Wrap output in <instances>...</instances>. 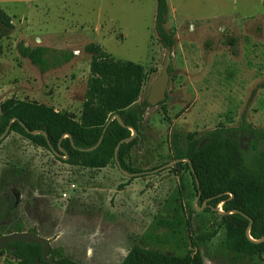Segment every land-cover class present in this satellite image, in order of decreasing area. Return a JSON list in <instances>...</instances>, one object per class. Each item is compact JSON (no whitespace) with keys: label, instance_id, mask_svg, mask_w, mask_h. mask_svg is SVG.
Here are the masks:
<instances>
[{"label":"rangeland","instance_id":"1","mask_svg":"<svg viewBox=\"0 0 264 264\" xmlns=\"http://www.w3.org/2000/svg\"><path fill=\"white\" fill-rule=\"evenodd\" d=\"M13 1L0 7L38 5ZM114 1L45 0L44 12L36 13L44 15L45 27L29 23V34L18 17L9 16L11 28L0 24V103L35 101L78 120L91 58L83 47L91 33L54 31L69 46H44L68 49L74 56L44 73L19 54L17 44L39 45L34 34L58 30L63 2L66 19L76 10L81 18L110 15L105 24L112 34L102 48L114 59L143 66L139 102L170 58L166 114L159 104L149 105L139 132L131 130L137 143L127 163L136 172L116 165L71 166L10 133L0 142V195L14 200L25 231L49 238L51 250L79 264H120L133 245L176 255L197 251L202 264H264V255L226 248L220 204L210 211L198 204L189 168L177 165L173 156L175 134L194 138L217 126H236L242 114L254 127H264L263 0H167L166 28L175 37L170 52L153 30L156 0ZM17 263L0 249V264Z\"/></svg>","mask_w":264,"mask_h":264},{"label":"trees","instance_id":"2","mask_svg":"<svg viewBox=\"0 0 264 264\" xmlns=\"http://www.w3.org/2000/svg\"><path fill=\"white\" fill-rule=\"evenodd\" d=\"M168 10L167 0H156L153 30L161 46L170 52L175 37L166 28ZM0 24L12 26L1 8ZM83 49L91 59L79 119L35 101L6 99L0 103V142L15 133L68 165L93 169L116 165L135 173L127 163L137 143L131 130L139 132L149 106L146 99L138 101L143 66L114 59L95 43H87ZM17 50L41 73L74 56L68 49L23 42L17 44ZM259 87L264 88V82ZM166 99L167 95L159 103L164 114ZM173 152L176 164L189 168L198 204H203L205 211L220 204L226 248L249 256L264 255V127H254L242 114L236 126H217L194 138L175 134ZM0 205V236L25 232L14 200L0 195ZM4 250L18 260L17 264H79L61 250H51L42 259L38 243L14 241ZM120 264H202V259L197 251L176 255L133 245Z\"/></svg>","mask_w":264,"mask_h":264},{"label":"crops","instance_id":"3","mask_svg":"<svg viewBox=\"0 0 264 264\" xmlns=\"http://www.w3.org/2000/svg\"><path fill=\"white\" fill-rule=\"evenodd\" d=\"M7 0H0L1 4H6ZM21 0H14L13 2H15V4H17V2H20ZM38 2V5L35 6V8H29L28 6H23V8L21 9L18 5H14V7L10 8V9H1L8 15V16H12L13 18H20L22 21H24L26 23V27H25V32L27 33V30L29 29L28 24L32 23L33 25H36L38 27H45V18L43 17L44 15H41L42 18H38V15L36 14L39 11H43L42 6L43 2L45 0H35ZM24 3V2H23ZM108 3H114V0H110V2ZM107 3V4H108ZM50 7L53 10L52 7H54L55 5L50 2ZM168 8H169V13L171 12L170 9V5L168 4ZM61 9L62 11H59L57 14V18L56 20L60 21L61 25L60 28H58V30H51L50 28H47L46 31H48L47 33H42V35H38V34H34L33 36H36L37 40H40L39 45H45V44H51L53 46H69L68 44L63 43V41L61 40V38H59V34L57 32L54 31H62L64 33V31H73V32H79V33H84V30H88L91 34L89 35V37L87 38V42L86 43H95L97 44L100 48L103 47L102 41L106 38L109 37L112 32H111V28L110 25L105 24V22H107L110 18V15H100V12L98 13V16L94 17V18H81V17H77V14L75 12H72L70 14V19H66L63 18L64 16L61 15V13L63 11H68L67 10V4L65 2L61 3ZM9 12V13H7ZM105 12L109 11L108 9H104ZM44 12V11H43ZM102 16L103 20H100V17ZM115 17L112 18V21H115ZM34 21V22H33ZM61 33V34H63ZM29 34V33H27ZM32 35V34H31ZM121 35H119L120 37ZM48 42V43H46ZM75 45H72V47H74ZM78 47V46H75ZM79 48V47H78ZM103 49V48H102ZM90 54V53H89ZM91 59V58H90ZM90 63V62H89ZM137 63V62H136Z\"/></svg>","mask_w":264,"mask_h":264},{"label":"water","instance_id":"4","mask_svg":"<svg viewBox=\"0 0 264 264\" xmlns=\"http://www.w3.org/2000/svg\"><path fill=\"white\" fill-rule=\"evenodd\" d=\"M168 65L169 59H167V61L163 63L159 75L151 84L149 93L146 98V101L149 105H158L160 102L165 100L168 82ZM248 232L249 231L247 230V234ZM14 241L38 243L42 246L41 258L46 259L50 255V239L42 237L32 231L15 232L0 236V249H5L8 243Z\"/></svg>","mask_w":264,"mask_h":264}]
</instances>
